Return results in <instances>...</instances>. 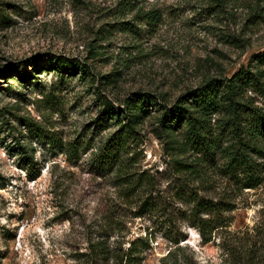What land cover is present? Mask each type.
<instances>
[{"label": "rangeland", "instance_id": "374dc122", "mask_svg": "<svg viewBox=\"0 0 264 264\" xmlns=\"http://www.w3.org/2000/svg\"><path fill=\"white\" fill-rule=\"evenodd\" d=\"M260 52L264 0H0V264H83L98 238L112 251L98 264H264V136L263 181L242 188L223 170L224 116L210 159L186 123H160L210 80L264 69ZM59 55L88 72L60 73ZM137 92L160 104L126 134L101 112L109 101L124 116ZM244 97L261 105L252 87ZM113 135L124 144L110 166L97 156ZM196 196L233 205L208 241L188 217ZM138 237L148 246L125 256Z\"/></svg>", "mask_w": 264, "mask_h": 264}, {"label": "trees", "instance_id": "16d2710c", "mask_svg": "<svg viewBox=\"0 0 264 264\" xmlns=\"http://www.w3.org/2000/svg\"><path fill=\"white\" fill-rule=\"evenodd\" d=\"M150 12L152 17H157L154 14L155 10ZM252 58H257L260 63H264V52L253 54ZM48 62L55 63V68L60 73L73 74L78 69L82 73L88 72L87 67L75 58L59 55L53 56ZM13 69L21 80L28 79L29 74L23 69L19 67ZM8 71H3L1 74L5 75ZM263 77L264 69L254 72L250 68L242 67L235 71L231 77L225 78L222 83L210 80L191 93L192 100L180 98L173 106L166 108L160 119L161 126L171 134L177 124L186 123L185 136L190 148L197 152L201 151L210 159L220 149V143L216 137L212 136V115L224 116L219 118L217 123L223 130L229 131V138L232 142L228 147L221 149L227 158L223 170L236 178V182L240 183L242 188H254L263 181V163L255 156L262 151L258 139L264 136ZM248 87L254 88L255 92L258 93L261 98V105H254L248 97H244ZM134 97L125 99V103L128 105L122 117L120 116L121 109L109 101L101 112L104 120L112 118L120 123L121 129L126 134L134 132L140 120L149 112L146 104H160L157 97L149 92H137ZM125 118L127 122H122V119ZM123 144L124 140L121 137L118 138L113 135L107 140L97 158L102 163L113 165L118 159L117 151ZM177 163H181L185 169L192 166V163L182 161ZM191 201L193 205L188 217L194 226L199 227L204 238L208 241L207 233L211 225L213 227L215 223H220L222 212L232 209L233 205L229 203V200L223 198L213 200L196 196ZM204 214H212L214 217L204 216ZM180 239L175 238L173 240L175 243H179ZM147 240V237H138L132 240L125 256L131 258L142 252L148 246ZM89 249L83 264H98L101 259H109L112 252L106 241L100 238L91 243ZM116 257L122 261L124 254L116 255Z\"/></svg>", "mask_w": 264, "mask_h": 264}]
</instances>
